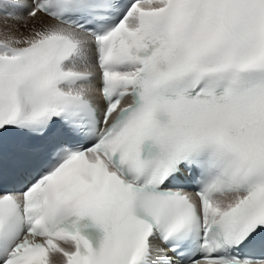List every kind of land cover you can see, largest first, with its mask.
I'll return each mask as SVG.
<instances>
[{"label":"snow or ice","instance_id":"6c2138e0","mask_svg":"<svg viewBox=\"0 0 264 264\" xmlns=\"http://www.w3.org/2000/svg\"><path fill=\"white\" fill-rule=\"evenodd\" d=\"M0 264H264V0H0Z\"/></svg>","mask_w":264,"mask_h":264}]
</instances>
